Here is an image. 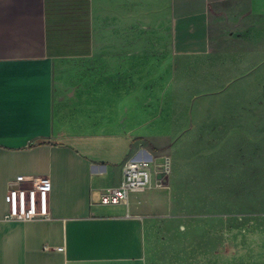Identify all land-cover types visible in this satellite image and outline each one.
<instances>
[{
	"label": "crops",
	"instance_id": "obj_1",
	"mask_svg": "<svg viewBox=\"0 0 264 264\" xmlns=\"http://www.w3.org/2000/svg\"><path fill=\"white\" fill-rule=\"evenodd\" d=\"M166 29L173 64L149 82ZM222 39L236 71L264 62V0H0V264H159L166 238L183 264H264V237L242 258L226 216L212 230L180 214L157 168L153 187L102 202L129 159L168 154L180 76L211 73ZM23 176L50 178L49 218L5 219Z\"/></svg>",
	"mask_w": 264,
	"mask_h": 264
},
{
	"label": "rangeland",
	"instance_id": "obj_2",
	"mask_svg": "<svg viewBox=\"0 0 264 264\" xmlns=\"http://www.w3.org/2000/svg\"><path fill=\"white\" fill-rule=\"evenodd\" d=\"M147 49L150 82L173 64L167 29L161 42ZM234 53L235 40L222 39L206 61L211 73L201 71L194 78L181 74L180 91L165 122L175 133L165 151L174 154L171 176L180 214L210 216L212 230L226 216L229 234H237L238 244L245 247L242 258H247L250 247L264 237V62L236 71V63L226 59ZM189 64L180 60L181 68ZM164 241L159 264H183L177 260L184 256L177 253L183 240ZM218 262V254L213 255V263Z\"/></svg>",
	"mask_w": 264,
	"mask_h": 264
},
{
	"label": "built area",
	"instance_id": "obj_3",
	"mask_svg": "<svg viewBox=\"0 0 264 264\" xmlns=\"http://www.w3.org/2000/svg\"><path fill=\"white\" fill-rule=\"evenodd\" d=\"M155 156L144 151L137 158L129 159L124 165L122 184L103 195L104 203H119L128 198L132 190L153 187L155 168L161 175L160 184L169 180L172 172V157L165 154L159 163ZM25 183V184H24ZM51 180L47 176H23L18 179L17 186L9 189L10 209L5 215L7 220H34L49 218L51 212L48 205V194Z\"/></svg>",
	"mask_w": 264,
	"mask_h": 264
}]
</instances>
